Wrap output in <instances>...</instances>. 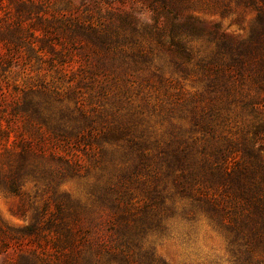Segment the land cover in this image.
Listing matches in <instances>:
<instances>
[{"label":"trees","instance_id":"trees-1","mask_svg":"<svg viewBox=\"0 0 264 264\" xmlns=\"http://www.w3.org/2000/svg\"><path fill=\"white\" fill-rule=\"evenodd\" d=\"M233 2L255 12L243 34L220 20ZM178 78L193 89L150 104ZM263 112L264 0H0V193L32 210L0 221V252L170 264L147 241L180 213L216 224L232 264H264Z\"/></svg>","mask_w":264,"mask_h":264},{"label":"rangeland","instance_id":"rangeland-1","mask_svg":"<svg viewBox=\"0 0 264 264\" xmlns=\"http://www.w3.org/2000/svg\"><path fill=\"white\" fill-rule=\"evenodd\" d=\"M138 7L137 5V9ZM231 10V13L222 19L218 15L211 14H205V17L220 19L223 26L229 24L228 30L230 31L245 33L244 28H247L255 15L254 10L251 7L236 4L235 2L231 4ZM143 16L148 18L149 13L144 10ZM25 72H28V70ZM25 72L15 71L12 74H8L10 85L4 88L6 90V102H10L15 94L12 84L16 82L18 85H22ZM27 75L34 77L35 72L29 71ZM170 75L172 74L166 69L164 77L167 78ZM174 81L180 82L179 85L175 86V88L166 85V88H160V93L163 94L165 90L169 93H175L176 91H190L193 89L192 83L188 79L178 78V80ZM10 91L11 94L9 93ZM150 93V104H158L161 98L163 100L166 99L164 94L160 96L157 91H151ZM155 95L158 96L155 97ZM63 187L76 194L83 190L82 184L73 180L64 183ZM23 189L31 193L33 186L31 183H27ZM19 199L18 196L0 193V221L2 223L11 226H21L30 221L31 209L27 210L25 217H21L17 213V207L20 203ZM184 203V200H178L179 206ZM147 244L153 246L157 253L170 264H232L222 231L204 215H196L190 220L184 219L180 213L170 217L167 220V229L160 234L150 235ZM14 256L15 252L11 249L6 252H0V264H7Z\"/></svg>","mask_w":264,"mask_h":264}]
</instances>
